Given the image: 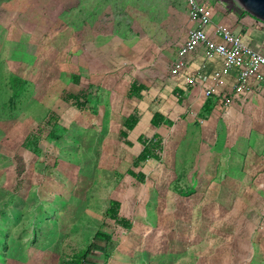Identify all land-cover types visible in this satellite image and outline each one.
<instances>
[{"label": "rangeland", "instance_id": "rangeland-1", "mask_svg": "<svg viewBox=\"0 0 264 264\" xmlns=\"http://www.w3.org/2000/svg\"><path fill=\"white\" fill-rule=\"evenodd\" d=\"M185 2L0 0V264H264V170L238 133L223 131L226 166L207 156L194 180L191 152L172 168L164 142L136 166L141 143L120 133L133 54L158 29L164 51L181 41ZM81 92L85 109L67 98ZM113 199L129 230L106 219Z\"/></svg>", "mask_w": 264, "mask_h": 264}, {"label": "crops", "instance_id": "crops-1", "mask_svg": "<svg viewBox=\"0 0 264 264\" xmlns=\"http://www.w3.org/2000/svg\"><path fill=\"white\" fill-rule=\"evenodd\" d=\"M214 4L213 22L218 25L230 26L250 46L264 54V22L243 10H229L221 2L216 1ZM189 28L190 24L188 23L184 30V36L179 42H170V39L167 38L168 44L165 51L162 49V30L159 29L155 30L153 35L155 44L148 48L147 46L141 47L142 45L138 43L141 48L136 49L137 53L133 54L134 61L128 66V73L133 74V82L144 84L146 88L130 96L127 105L126 102H123L124 105L129 106L125 120L134 111H139V122L133 130L127 131V138L130 140H138L140 137L151 139L155 135H159L163 143L166 142L165 145H167V148L163 149L164 154L174 156L172 168L175 169L177 166H181L178 163V160L183 159L181 155L191 152L194 161L191 168V180H194L195 177L203 179L207 176L209 163L207 166L201 165L202 172L200 173L199 162L204 158L207 160L210 155H218V161L222 162L220 168L223 165L226 166L228 149L227 145H223V131L225 133L229 131L233 137L238 133L240 146L243 147L242 151L245 150L244 153L248 155V165H244L252 170L253 161L258 159L262 163V167L259 168L264 170V84L252 79L247 84L244 93L235 97L232 105L225 106L224 95L231 93L234 78L227 79L225 86L221 88L222 95H215L211 98L205 95L206 87L211 83L209 76L206 79L203 78V82L201 81L200 84L187 82V77L198 74L202 63V57L196 53L188 55L182 75L176 78L171 77L170 67L176 57L179 45L187 38ZM127 37L131 41L136 36L127 35ZM158 38L160 41L156 40ZM130 48L133 49L134 45ZM216 64L220 65V61L209 64V71ZM116 73L114 76L117 77L116 80H123L122 71L118 69ZM156 112L161 113L165 119L173 121V125L169 127L165 124H161L159 127L152 125L151 121ZM196 119L202 121V125L193 127L191 131L194 136L193 146H190L191 148L187 151L182 148V141L187 133L185 128L189 122H197ZM141 146L143 150L144 146L142 144ZM238 150L240 149L238 148ZM234 156V159L237 160L240 155L236 152ZM169 166L171 167V164ZM249 181L250 186L251 178ZM224 183L225 181L221 182V184Z\"/></svg>", "mask_w": 264, "mask_h": 264}, {"label": "built area", "instance_id": "built-area-1", "mask_svg": "<svg viewBox=\"0 0 264 264\" xmlns=\"http://www.w3.org/2000/svg\"><path fill=\"white\" fill-rule=\"evenodd\" d=\"M216 0H186V13L190 28L187 38L179 45L170 67L173 78L182 75L188 55L196 53L202 57L198 74L187 77V82L200 84L210 77L206 87V97L222 95L221 88L229 77L234 78L231 93L224 95V105L230 106L235 97L244 93L253 79L264 84V54L250 46L243 37L230 26L213 22ZM220 61L209 71V64Z\"/></svg>", "mask_w": 264, "mask_h": 264}, {"label": "trees", "instance_id": "trees-1", "mask_svg": "<svg viewBox=\"0 0 264 264\" xmlns=\"http://www.w3.org/2000/svg\"><path fill=\"white\" fill-rule=\"evenodd\" d=\"M146 85L144 84H138L137 82H133L130 85V91L129 94L132 96L134 94H137L139 91H141L142 89H145ZM69 100H72L73 103L78 106L80 109H85L87 108V95L84 92L78 93V94H69L67 97ZM211 98V97H209ZM139 111H134L133 114H131L130 116H128L124 122V129H122L120 131L121 135L124 138L128 137V132L127 131H131L134 129V127L136 126V124L139 122ZM52 115H56L55 113H53ZM53 118V116H52ZM152 125H154L155 127H159L161 126V124H165L166 126H172L173 125V121L169 120V119H165V117L159 113L156 112L152 118ZM139 143H141L144 147L143 150L138 154L137 159H136V166H141V164L146 163L148 160L150 159H155L156 161H159V157H160V153L162 152V143L163 140L159 135H155L153 138L151 139H145L144 137H140L138 139ZM128 144H131L130 141H128ZM131 175H134L135 177H137V175L133 172L130 171ZM140 178H144L145 174L144 173H140L138 174ZM120 208H121V203L119 200L113 199L110 201V204L105 212V217L107 220L109 221H114L116 222L119 226H121L122 228H124L125 230H129L131 228V222L124 217L120 216ZM96 239L101 240L102 242H108L110 240V237L107 235H103L101 233H98L96 235ZM96 239H94L93 244L96 245ZM90 250V248L88 249V251ZM83 260L87 261V255H84Z\"/></svg>", "mask_w": 264, "mask_h": 264}, {"label": "water", "instance_id": "water-1", "mask_svg": "<svg viewBox=\"0 0 264 264\" xmlns=\"http://www.w3.org/2000/svg\"><path fill=\"white\" fill-rule=\"evenodd\" d=\"M223 3L229 10L238 9L264 22V0H216Z\"/></svg>", "mask_w": 264, "mask_h": 264}]
</instances>
